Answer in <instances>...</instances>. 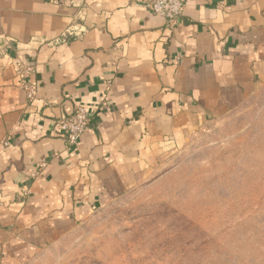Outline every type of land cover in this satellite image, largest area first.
I'll return each mask as SVG.
<instances>
[{
	"label": "crops",
	"instance_id": "crops-1",
	"mask_svg": "<svg viewBox=\"0 0 264 264\" xmlns=\"http://www.w3.org/2000/svg\"><path fill=\"white\" fill-rule=\"evenodd\" d=\"M263 78L264 0H186L171 28L123 0H0V264L73 228ZM77 106L88 127L73 148L56 128Z\"/></svg>",
	"mask_w": 264,
	"mask_h": 264
},
{
	"label": "rangeland",
	"instance_id": "rangeland-1",
	"mask_svg": "<svg viewBox=\"0 0 264 264\" xmlns=\"http://www.w3.org/2000/svg\"><path fill=\"white\" fill-rule=\"evenodd\" d=\"M159 150L19 264H264V78L236 109Z\"/></svg>",
	"mask_w": 264,
	"mask_h": 264
},
{
	"label": "built area",
	"instance_id": "built-area-1",
	"mask_svg": "<svg viewBox=\"0 0 264 264\" xmlns=\"http://www.w3.org/2000/svg\"><path fill=\"white\" fill-rule=\"evenodd\" d=\"M125 4H140L153 15L164 20L166 27L171 28L180 18L186 0H123ZM17 74L20 78V87L26 92L28 99H32L35 86L26 80V76L32 71L31 67H25L21 63L17 65ZM88 127V119L84 107L77 106L72 116L66 120H60L57 130L60 131L68 146L76 148L80 138Z\"/></svg>",
	"mask_w": 264,
	"mask_h": 264
}]
</instances>
